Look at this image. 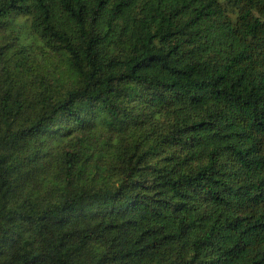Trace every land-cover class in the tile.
I'll return each mask as SVG.
<instances>
[{
  "label": "trees",
  "instance_id": "16d2710c",
  "mask_svg": "<svg viewBox=\"0 0 264 264\" xmlns=\"http://www.w3.org/2000/svg\"><path fill=\"white\" fill-rule=\"evenodd\" d=\"M0 264H264V0H0Z\"/></svg>",
  "mask_w": 264,
  "mask_h": 264
},
{
  "label": "rangeland",
  "instance_id": "374dc122",
  "mask_svg": "<svg viewBox=\"0 0 264 264\" xmlns=\"http://www.w3.org/2000/svg\"><path fill=\"white\" fill-rule=\"evenodd\" d=\"M12 28H13V30H11V31L9 30L10 27H7L4 30L0 31V42H3L5 39H7V34H9L10 32L12 34L11 36H15L17 33H19L18 30H21L18 27L17 28L12 27Z\"/></svg>",
  "mask_w": 264,
  "mask_h": 264
}]
</instances>
